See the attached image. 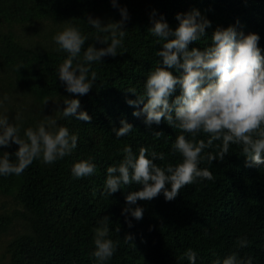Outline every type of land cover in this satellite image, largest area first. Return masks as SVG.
<instances>
[{
  "label": "trees",
  "instance_id": "1",
  "mask_svg": "<svg viewBox=\"0 0 264 264\" xmlns=\"http://www.w3.org/2000/svg\"><path fill=\"white\" fill-rule=\"evenodd\" d=\"M118 3L125 5L129 13L124 25L126 35L122 53L94 62L96 83L87 94L78 96L80 108L89 113L90 122L94 121L101 131V147L96 149L89 143V121L73 118L67 123L69 118L61 116L64 124L79 137L70 155L47 165L34 160L18 176H0L2 192L9 191L16 178L22 180L19 199L30 213L33 228V234L26 235V240L15 241V264H95L93 229L104 215L110 219L111 238L120 241L107 264H189L186 257L181 259L188 247L198 253L196 264H211L213 259L234 250L240 256H253L255 264H264V165L246 163L240 145H230L223 160L214 159L211 165L206 160L201 162V167H209L213 172L214 181L199 180L185 185L172 200H166L163 193L150 200L138 199L137 204L143 206L144 213L139 220L128 215L131 227L125 222L121 209L126 203L125 193L139 185L122 186L123 189L110 196L101 192L106 167L120 162L125 144L131 145L134 152L141 146L157 153L164 152L165 160L156 159L157 165L181 159L171 145L182 130L172 127L163 118L159 124L146 125L143 114L133 115V108L142 105H129L125 101V96L135 98V94L126 92L125 88L143 91L144 79L161 59L156 56L161 45L148 31L150 15L163 14L169 26L175 28L177 12L198 9L211 21L206 27L209 37L189 44V47L198 48L211 42L210 36L217 26L235 24L239 20L237 27L245 33H258V43L264 49V0H118ZM87 14H95L103 20L120 18L110 0H28L11 12L18 21L41 16L55 20L70 18L88 36L84 47L90 43L100 47L102 45L93 40L96 30L86 23ZM65 55L63 51L33 50L26 57L28 61L14 62L12 55L3 53L5 58L10 57L9 68L18 73L22 86L35 100L43 102L48 97L56 100L60 107L64 106V96L77 95L68 93L56 76ZM25 64L26 71L22 69ZM106 107L111 120L103 119L101 113L97 115L98 109ZM122 117L134 128L128 135L116 137L113 128L120 126ZM155 131H160V135H154ZM186 136L191 138V134ZM206 137L201 131L196 139ZM15 147L17 145H12L7 151L12 153ZM89 155L94 157L96 173L73 177L72 163ZM61 208L68 218L58 216L56 219L54 213ZM117 225L118 232L115 231ZM125 233L133 234V244L124 241ZM240 236L247 237V247H236V239ZM26 253L27 258L23 259Z\"/></svg>",
  "mask_w": 264,
  "mask_h": 264
},
{
  "label": "clouds",
  "instance_id": "2",
  "mask_svg": "<svg viewBox=\"0 0 264 264\" xmlns=\"http://www.w3.org/2000/svg\"><path fill=\"white\" fill-rule=\"evenodd\" d=\"M110 3L118 9L119 19L103 20L87 14L86 23L96 30L93 40L102 46L90 43L84 47L88 36L71 22L53 36L58 50L66 53L56 76L68 93L77 94L64 96V106L57 108L59 116L43 115L35 127L23 128L21 135L22 124L11 122L7 113L0 112V176H18L34 160L51 164L76 149L78 133L58 120L60 116L91 120L89 113L80 108L78 96L87 94L96 83L93 63L101 62L104 56L122 53L126 35L124 25L129 13L118 0H110ZM175 15L178 21L175 28L169 26L163 14L150 15L148 31L161 45L156 51L161 59L144 79L143 91L125 88L126 92L135 94V98L125 96V101L129 105H142L133 108V115L143 114L146 125L159 124L163 118L172 127L182 130L171 145L181 159L157 165L156 159L165 160L164 152L150 151L144 146L134 152L131 145L125 144L120 162L107 165L102 194L110 196L123 189L122 186L139 185L124 196L126 203L121 212L129 227L132 225L129 214L137 220L143 217L144 208L137 204L138 199L150 200L163 193L166 200H172L185 185L199 180L214 181L210 168L200 164L205 160L208 165L214 159L223 160L232 144L241 146L250 166L264 165V49L258 43L259 34L245 33L237 27L240 23L237 20L235 24L217 26L207 46L189 47L191 42L209 37L206 27L211 21L196 8ZM49 99L45 97L43 103ZM133 128V124L122 117L120 126L114 127L113 132L121 137ZM201 131L207 134L206 139H196ZM186 134H191V138ZM154 135H160V131H155ZM216 141L219 143H214ZM12 143L18 145L14 152L4 150ZM212 148L216 151H204ZM96 171L97 165L91 155L74 161L71 166L76 178L91 176ZM109 221V216L104 215L93 229L95 264H107L120 243L111 238ZM115 231H119V225ZM123 238L132 243L134 236L125 233ZM248 244L246 236L237 237V248ZM185 257L189 264H196L198 253L188 247L181 259ZM211 264H255V258L240 256L234 250L213 259Z\"/></svg>",
  "mask_w": 264,
  "mask_h": 264
},
{
  "label": "rangeland",
  "instance_id": "3",
  "mask_svg": "<svg viewBox=\"0 0 264 264\" xmlns=\"http://www.w3.org/2000/svg\"><path fill=\"white\" fill-rule=\"evenodd\" d=\"M25 3H28V0H0V112L7 113L11 122L22 124L21 135H23V128L35 127L37 122L43 119V115L59 116L57 108L61 107L57 106V101L54 99L46 103L35 100L22 86V79L19 78L18 73L9 68L8 58L10 57L5 58L3 53L12 55L14 62H17L23 59L28 61V55L33 50L61 52L53 36L68 22L73 23L70 18L55 20L46 16L15 20L11 12H14L17 5ZM22 69L26 71L27 65H23ZM96 112L97 115L101 113L103 119L111 120L107 107L104 110L98 109ZM67 118H69L67 123L72 122V117ZM58 123L64 124L61 116ZM101 137L99 127L95 126L94 121H89V143L98 149L101 147ZM12 145L16 144L12 143L4 150L10 149ZM21 185L22 180L16 178L9 191H0V264H15V241L18 239L24 241L26 235L33 234L30 213L19 199ZM61 209L55 211L56 219L58 216L68 218L65 210ZM25 258L27 253L23 255V259Z\"/></svg>",
  "mask_w": 264,
  "mask_h": 264
}]
</instances>
